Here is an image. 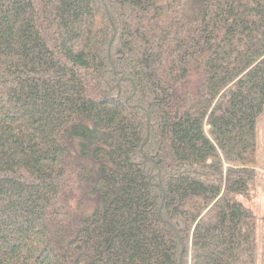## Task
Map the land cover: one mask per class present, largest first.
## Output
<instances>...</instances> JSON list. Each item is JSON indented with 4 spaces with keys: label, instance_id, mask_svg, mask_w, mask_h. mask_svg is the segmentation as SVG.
Wrapping results in <instances>:
<instances>
[{
    "label": "trees",
    "instance_id": "16d2710c",
    "mask_svg": "<svg viewBox=\"0 0 264 264\" xmlns=\"http://www.w3.org/2000/svg\"><path fill=\"white\" fill-rule=\"evenodd\" d=\"M263 115L264 0H0V264H257Z\"/></svg>",
    "mask_w": 264,
    "mask_h": 264
},
{
    "label": "rangeland",
    "instance_id": "374dc122",
    "mask_svg": "<svg viewBox=\"0 0 264 264\" xmlns=\"http://www.w3.org/2000/svg\"><path fill=\"white\" fill-rule=\"evenodd\" d=\"M258 165L254 170L256 176L248 195H238V198L247 205L255 216L257 239V264H261L264 234V115L258 122Z\"/></svg>",
    "mask_w": 264,
    "mask_h": 264
}]
</instances>
